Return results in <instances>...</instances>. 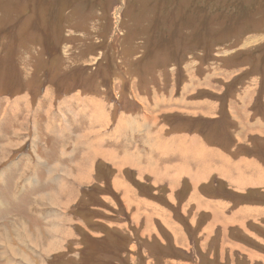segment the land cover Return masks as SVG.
Here are the masks:
<instances>
[{
	"label": "rangeland",
	"instance_id": "374dc122",
	"mask_svg": "<svg viewBox=\"0 0 264 264\" xmlns=\"http://www.w3.org/2000/svg\"><path fill=\"white\" fill-rule=\"evenodd\" d=\"M185 86L195 91L187 100L218 101V109L207 116L166 114L168 100L181 97ZM59 100L92 115L89 141L81 134L85 120L71 124L76 142L67 136L63 147L67 156L76 150L68 164L60 157L55 163L59 141L41 129L50 121L43 111H54ZM252 100L253 109L246 106ZM230 109L237 116L257 111L243 115L239 140L245 142L244 134L262 140L253 139L256 152L248 146L239 152L263 163L264 0H0V175L9 182L3 190L13 193V200H0V264H264V186L226 185L219 173L192 189L207 171L175 166L156 178L172 186L187 178L175 193L123 171L134 163L115 165L120 114L146 115L151 125L167 121L178 132L195 120L230 144L237 141L234 121L223 115ZM182 157L187 167L205 158L197 147ZM59 164L69 181L54 168ZM89 166L90 179L77 183ZM59 180L74 189L62 204L39 201L61 192ZM127 191L140 207L131 209ZM6 245L13 247L7 257Z\"/></svg>",
	"mask_w": 264,
	"mask_h": 264
},
{
	"label": "crops",
	"instance_id": "0c3cea01",
	"mask_svg": "<svg viewBox=\"0 0 264 264\" xmlns=\"http://www.w3.org/2000/svg\"><path fill=\"white\" fill-rule=\"evenodd\" d=\"M245 86V85H244ZM243 86V87H244ZM253 85H251L252 87ZM253 89L255 88V86L252 87ZM190 90H194L191 86H185L182 88L181 90V97H177L171 101L168 100L170 102V107L171 109H169L171 111V113L167 112L166 114H172V113H187L190 112L191 114L197 115L198 113L204 114L205 116H207L210 112L215 111L216 106H219L218 101H208V102H193L191 100H187L186 96L190 95V94H194L195 91H191ZM241 94V93H240ZM249 94H251L250 92H245V95H243V97L245 96L247 100H250L249 98ZM263 97V95H262ZM135 101L137 102V104L135 103V105H138V101L137 99H135ZM262 101V100H261ZM61 102V105L58 106V108L56 107V109L54 111H48V113H44L45 117H49V120H46V122L44 123V129L41 127V129L45 132L44 138L47 137L49 139H53V140H57L59 142L58 145H60L57 150V160L55 159V163L58 162V158L60 157V160H64L65 158H67L65 164L67 163H72L74 162V159L72 158L76 148H73L70 152V155L67 156V152L69 153V151H67V149H65L63 146L66 142L67 136H70L72 139L74 138V136H76L75 133V127L74 125L71 124H76L77 125V120L79 119H83L86 121V123L84 124V127L86 128L81 134H87L85 135V137H90L91 140V133H92V115L91 113H87L86 111H83V109H71L72 104H70L71 102H69L68 100L64 101V100H59V103ZM251 102L249 101L247 103V107L253 109L251 106ZM244 108V107H243ZM248 110L247 109V113H242V116H237L235 111H233L232 109L228 110L225 114L228 117V120L234 121V125L237 127V129L233 130L234 128H231L230 130L234 131L231 132V136H233L235 138H237V141L234 142L233 140H230V145L229 143L226 144L227 142H222L219 139H214L215 136H212V134L214 133H210L209 131L205 130L204 128H202V126L199 125L198 121L193 120V122H195L196 124L193 125V127H189L188 129H186L184 132L180 131H175L174 128H176V126H171L167 121H164L163 124H161V126L159 125H155V124H150L148 119H146V115H140V114H130V115H126L124 114L126 117L118 115L117 117V124H116V146H117V160L116 163L114 161H108L107 163L111 164L114 162L116 165V168L123 166V163L128 162V163H134L133 165H126L124 164L123 166V171L124 170H133L134 175H136L137 180L136 181H140L141 183H145V184H150L152 186H154L155 188H159L161 186H165V187H170L173 188V190H175V193L179 192L180 190L183 189L184 184L186 185V183L189 181L187 178H182L180 181H178V183L175 186L170 185L169 183H167L166 181H162V180H156L157 175H162L163 173H165L166 169H170L172 167L175 166H181L184 167L185 169H187L186 171H190L192 173H197L199 170V175L201 174V171L206 170L207 171V177L204 179H200L199 182H195L192 185V189L193 187L196 189H199V187L201 186V184H207L210 183L212 181H214V177H216L217 175H221V182L229 185L228 183H234L238 186H248V188H253V190H256L257 188H263L262 186H264V170L262 169V167L264 166V161L262 163V160L259 161L258 160H254V162H251L249 159H246L245 157L241 156L243 153L239 152V149L242 147L245 150V147L248 146L250 147L249 150L256 152V147L254 146L253 143V139L255 138H259L261 139L259 136H249L244 134L245 136V142H241L239 139L241 137L240 134L243 133V129H245V127L243 126L244 124V120L246 119V116H243L244 114L248 116H250V114H256L257 111L255 110ZM140 110V105L138 108V111ZM227 110V108H226ZM232 113V114H231ZM231 116H230V115ZM97 118H100V115L97 114L95 115ZM165 117V116H164ZM262 116L258 117V120H260ZM200 118V117H198ZM166 119V118H165ZM121 120V121H120ZM175 120H177L175 118ZM174 120V121H175ZM168 123V124H167ZM253 124L251 123L250 128ZM106 125L103 123L101 125V129L104 128ZM174 127V128H173ZM239 128V129H238ZM241 129V130H240ZM228 130V129H227ZM102 131H104L102 129ZM73 132V133H72ZM103 134V133H102ZM228 134V133H227ZM229 135V134H228ZM65 137L64 140L62 141L61 138L59 139V137ZM82 136V135H80ZM230 136V135H229ZM240 136V137H239ZM232 138V137H231ZM126 139V140H125ZM44 140V139H43ZM127 141V143L123 144L122 141ZM262 140V139H261ZM89 141V138H88ZM264 141V140H263ZM51 142V141H50ZM76 142V141H75ZM74 139L73 141H71V145L74 147ZM26 143V142H25ZM91 143V142H90ZM9 145H7L6 143V147H13V145H15V143L12 144V142L8 143ZM43 144H46L47 146H49V144L47 142H43ZM42 144V145H43ZM51 144V143H50ZM224 144L226 146H224ZM45 145V146H46ZM17 146V145H16ZM131 147H132V153L133 155H131L130 151H131ZM196 147L200 150V155L203 154L205 156V158H202V162L199 164V160L198 158H194V159H190V164L189 167H187V164H184L183 162V157L181 158V156L183 154H189L191 153V151H195ZM105 147H103L102 149L104 150ZM231 150H230V149ZM70 149V148H68ZM248 150V149H247ZM46 151V150H44ZM44 151H42V153L44 154ZM59 152V153H58ZM47 156H49V152L47 151ZM73 153V154H72ZM207 155H206V154ZM62 155V156H61ZM192 155V154H191ZM197 155V154H195ZM260 156L264 157V153H259ZM85 156H87V162H90L89 159L91 158V154H85ZM221 156V157H220ZM228 161H222V159L224 158ZM42 161L44 159L39 158ZM48 159H51V157L49 156ZM47 158H45V162L48 160ZM54 159L52 158V161ZM189 160V159H188ZM245 160H247V163L245 162ZM263 166H262V164ZM49 165V164H47ZM259 165V166H258ZM76 168L77 165H74ZM59 167H62L61 164H59ZM54 168H58L54 167ZM246 168L248 171L251 172V175L246 176V174H241V170ZM264 168V167H263ZM78 169V167H77ZM92 166H89L87 168V170L85 171V173H82L81 176L75 177L77 183L84 177V175L86 173L89 172V176L87 177V179H90L91 173H92ZM54 175L50 174V176ZM4 173L0 175V177H4ZM66 176V175H64ZM68 178V176H66ZM117 180V185H119V191L120 189L124 190V188L122 186H124L125 184V180L124 183L121 181L120 177H124L123 175L118 177ZM135 177V176H134ZM125 178V177H124ZM201 178V177H200ZM54 179V178H53ZM86 180V179H85ZM69 181V178H68ZM59 182V184H62L64 182H67L65 180H63V182H61V180L57 181ZM227 182V183H226ZM72 184V183H71ZM190 187V186H188ZM118 189V188H117ZM179 189V190H178ZM69 188V184H67V187L60 193L58 192H54V193H49L48 195H46L45 197H43V200H50L53 198H62V195H68L70 192H72L73 190H70ZM193 191V190H192ZM0 193H2L0 191ZM127 193L129 194V197L127 199H125L126 201H128L129 199V203L131 206V209H135L141 206L138 203H135L133 198H131V194L133 193V191H127ZM246 193V192H245ZM73 194V193H72ZM1 196V195H0ZM152 196L155 198H153V200L151 201V199L143 197L145 199H148L151 202L156 203L157 193L152 194ZM67 197V196H66ZM42 199H39V201ZM2 200V199H0ZM140 199H136V201H139ZM167 200V199H165ZM0 203H3L2 201H0ZM138 206V207H136ZM142 206H144L142 204ZM156 210V209H155ZM167 210V209H165ZM164 210V211H165ZM168 211V210H167ZM170 212V210H169ZM18 223V222H17ZM15 228H19L17 226H21V224H16L13 225L12 227ZM5 227V226H3ZM24 227V226H23ZM243 227V226H241ZM25 229H27L26 227H24ZM7 229V227H6ZM4 229H1V233L0 235L3 233ZM10 246V245H9ZM9 246H2L4 251H3V255L5 257H7L8 253L10 254V247ZM8 247V248H7ZM13 248V247H12ZM15 249V247H14Z\"/></svg>",
	"mask_w": 264,
	"mask_h": 264
},
{
	"label": "bare ground",
	"instance_id": "6f19581e",
	"mask_svg": "<svg viewBox=\"0 0 264 264\" xmlns=\"http://www.w3.org/2000/svg\"><path fill=\"white\" fill-rule=\"evenodd\" d=\"M99 115H100V113H99ZM3 124V123H2ZM89 137H85L84 138V140H87ZM92 147V143L90 144V146H88L87 148H91ZM57 169H60V171L61 172H63V174L64 175H70V173H68V171H63V168L62 167H58ZM69 171H71V170H69ZM182 171V170H181ZM184 172V171H183ZM177 175V174H176ZM180 175V174H179ZM89 176V172L88 173H86L85 175H84V177L79 181V183H81V182H83V181H86L85 179L87 178ZM183 176V175H182ZM187 176V175H186ZM163 177V176H162ZM6 177L4 176V177H0V191L2 192V196H0V198L1 199H3V200H6L7 201V199L9 200V201H11V200H13V197H12V195H13V193L10 195V194H8V191L7 192H5L4 190H3V188L6 186V185H9V182H7L6 180ZM67 182H64V183H62V184H59L60 185V188H59V190L62 192L66 187H67V184H66ZM11 185H14L13 183L11 184ZM15 186V185H14ZM10 187V186H9ZM8 187V188H9ZM44 199V198H43ZM42 199V202L43 201H45V200H43ZM41 201V200H40ZM4 203V202H3ZM3 203H0L1 204V206L0 207H3L4 206V204ZM49 203H50V205H53V204H62L61 202H60V198H53V199H50L49 200ZM53 216V215H52ZM10 218L11 219H13L12 218V216H10ZM18 231L20 230V228H16ZM23 231V230H22ZM26 232V231H25ZM19 234V233H18ZM53 237V236H52ZM33 242V241H32ZM10 247V246H9ZM10 250H11V252H13V248L12 247H10ZM17 254V253H16Z\"/></svg>",
	"mask_w": 264,
	"mask_h": 264
},
{
	"label": "trees",
	"instance_id": "16d2710c",
	"mask_svg": "<svg viewBox=\"0 0 264 264\" xmlns=\"http://www.w3.org/2000/svg\"><path fill=\"white\" fill-rule=\"evenodd\" d=\"M78 207H82V205L81 204H79V206Z\"/></svg>",
	"mask_w": 264,
	"mask_h": 264
}]
</instances>
